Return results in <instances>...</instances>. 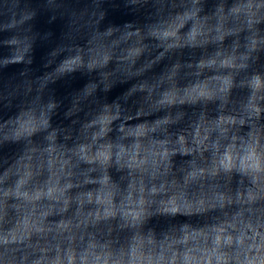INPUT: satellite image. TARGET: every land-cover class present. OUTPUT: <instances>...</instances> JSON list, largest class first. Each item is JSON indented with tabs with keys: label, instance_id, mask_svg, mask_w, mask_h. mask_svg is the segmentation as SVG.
Masks as SVG:
<instances>
[{
	"label": "water",
	"instance_id": "95a60500",
	"mask_svg": "<svg viewBox=\"0 0 264 264\" xmlns=\"http://www.w3.org/2000/svg\"><path fill=\"white\" fill-rule=\"evenodd\" d=\"M113 3L118 6L109 7V23L133 19L120 0ZM169 3L166 15L154 18L148 36L121 28L112 30L110 43L97 41L114 54L104 57L110 68L104 75L114 85L105 98L121 105L119 123L133 133L128 147L135 150V137L148 136L142 148L167 151L170 166L190 168L188 186L201 195L196 169L210 164L217 148L227 149L233 138L264 142V7H256L264 0ZM250 5L252 15H245ZM38 8V0H0V88L18 92L21 100L37 91L45 98L55 92L62 104L47 136L45 124L32 132L30 147L0 146L9 169L5 173L0 159V237L22 232L37 264H56L72 251L65 248V238L78 250L89 235H105L103 213L110 196L103 176L85 156L82 141L99 112L86 100L92 87L81 89L83 78L74 74L77 58L65 35L67 21L49 25ZM43 31L51 37L38 38ZM141 92L158 99L145 107ZM5 117L11 119L12 113L0 110V120ZM81 149L80 157L73 155ZM128 183L124 195L148 190L147 179L143 185ZM257 192L255 183L226 185L230 197ZM217 195L223 207L225 193ZM216 207L189 211L193 219L184 228L199 237L220 227L226 217Z\"/></svg>",
	"mask_w": 264,
	"mask_h": 264
},
{
	"label": "clouds",
	"instance_id": "9594fccd",
	"mask_svg": "<svg viewBox=\"0 0 264 264\" xmlns=\"http://www.w3.org/2000/svg\"><path fill=\"white\" fill-rule=\"evenodd\" d=\"M120 3L133 19L113 25L108 22L109 7L118 6L113 0H38L39 15L49 25L66 19L65 35L72 41L71 55L77 58L74 63L78 73L74 74L83 78L81 89H93L86 100L98 108L99 116L92 118L82 143L87 145L88 164L99 170L110 196L103 213L107 221L105 235H89L85 246L78 250L72 239L65 238V248L72 251L56 264H264V203H256L264 200V142L233 138L227 149L217 148L211 163L196 169L201 195H194L188 186L190 168L182 163L170 166L167 151L142 148L148 136L135 137V150L128 147L133 133L119 123L124 118L121 105L105 98L114 85L104 75L110 71L104 57L114 54L97 41L110 43L112 30L121 28H134L137 35L148 36L154 18L166 15L171 5L169 0ZM251 9L250 5L245 15H252ZM139 16L144 17L142 22L136 19ZM51 35L47 31L37 33L38 38ZM140 94L145 107L158 99L150 93ZM61 104L55 92L45 98L37 91L21 100L18 92L0 88V110L12 113L11 119L0 120V146L22 143L30 147L32 132L45 124L47 136L52 131L50 121ZM113 122H117L115 127ZM83 151L73 155L80 157ZM0 159L7 173V159ZM130 179L140 185L147 179L148 190L141 187L135 195H124ZM232 180L240 186L255 183L257 195L230 197L226 185ZM219 192L225 193L223 207L219 206ZM212 205H217L216 213L225 214V223L199 237L184 228L193 219L187 215L189 211L199 212ZM32 251L22 232L0 237V264H37Z\"/></svg>",
	"mask_w": 264,
	"mask_h": 264
}]
</instances>
